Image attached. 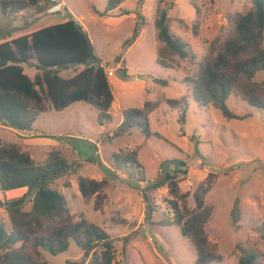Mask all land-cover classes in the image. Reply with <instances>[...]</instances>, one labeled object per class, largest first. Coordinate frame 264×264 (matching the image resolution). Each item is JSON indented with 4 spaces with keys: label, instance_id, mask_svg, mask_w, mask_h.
Instances as JSON below:
<instances>
[{
    "label": "rangeland",
    "instance_id": "obj_1",
    "mask_svg": "<svg viewBox=\"0 0 264 264\" xmlns=\"http://www.w3.org/2000/svg\"><path fill=\"white\" fill-rule=\"evenodd\" d=\"M59 12L49 14L47 2L38 0H0V42L28 34L43 26L67 19H79L87 25V33L108 77L114 100L109 117L91 104L79 101L68 109L32 113V130H19L0 124L2 143H16L30 154L35 164H44L48 152L58 151L68 163L65 175L51 186L67 200L74 220L82 218L104 228L113 239V264H194L196 251L173 223L171 201L191 211L195 207L193 194L198 186H213L205 202L213 207L205 230L216 242L224 259L219 264H238L240 251L256 253L264 262V111L241 101L231 94L227 99L230 110L243 119H227L219 109L202 106L184 83L186 77H196L199 63L208 55L209 46L219 38V44L229 30L228 15L248 9L249 0H124L120 9L103 12L107 0H60ZM161 10L167 14L169 31L187 43L195 58L182 59L171 51L165 58L170 67L155 62L159 49L165 48L157 37L154 25ZM129 11V14H125ZM136 20L142 24L137 40L123 50L122 43L131 36ZM264 44V41H263ZM84 64H72L60 75L72 76ZM24 72L31 78L35 67L23 63ZM140 75V77L138 76ZM165 79L166 85L155 82ZM254 80L264 81V70ZM185 98V122H179V108L174 109L167 99ZM155 104L148 115L153 134L145 138L138 127L114 137L113 129L121 123L124 112L140 108L144 101ZM135 151L141 166L131 160H116L113 153ZM93 161H90L92 160ZM178 161V172L168 170L167 177L177 181L172 193L169 181L155 190L145 189L155 206L149 219L140 190L147 181H159L165 160ZM184 164V165H182ZM90 178L110 179L107 198L102 210L93 208L94 199L85 204L77 188L73 170ZM181 170H186L182 173ZM209 173L214 175L208 176ZM162 180V181H163ZM20 190V189H19ZM17 191V190H16ZM0 192V221L7 225L5 199L21 193ZM27 198L25 210L31 207ZM49 264H87L83 252L70 240L66 251L52 255L41 249Z\"/></svg>",
    "mask_w": 264,
    "mask_h": 264
},
{
    "label": "trees",
    "instance_id": "obj_2",
    "mask_svg": "<svg viewBox=\"0 0 264 264\" xmlns=\"http://www.w3.org/2000/svg\"><path fill=\"white\" fill-rule=\"evenodd\" d=\"M124 0H107L103 12L95 9L98 15H105L117 8ZM38 0H27L28 5H35ZM246 10L228 15L229 30L219 43V38L209 46V54L199 63L196 77H186L184 83L190 88L193 99L202 106L212 105L220 110L227 119H243L247 114L239 115L227 106L231 94L241 101L264 111V81L257 82L254 77L264 70V0H249ZM129 14V11H125ZM167 14L161 10L155 19L157 37L165 48L159 49L155 62L163 67H170L165 58L166 51L180 58L193 59L195 54L187 43L172 35L167 24ZM142 24L136 20L132 34L121 45L125 50L140 36ZM23 63L35 67L33 78L23 68ZM72 64H84L70 77L60 75V71ZM106 69L101 59L96 56L94 45L82 25L72 18L60 23L41 27L31 33L23 34L0 42V124L19 130H32L35 115L46 111L48 107L62 111L73 103L84 101L109 117L108 111L113 102L111 86ZM155 82L166 85L165 79L155 78ZM174 109H179V122H185L187 101L167 99ZM155 104L144 101L140 108L128 109L123 119L112 131L117 137L138 127L145 138L158 136L149 128L148 115ZM159 137V136H158ZM116 160L127 159L141 166L136 152L113 153ZM90 161H93L90 160ZM184 165V164H182ZM68 163L61 154L53 150L48 152L44 164H35L29 153L22 151L16 143H2L0 139V192L21 189L22 194L4 200L7 213V225L0 221V264H49L41 249L52 255L67 250L73 240L83 252L87 264H113V239L108 232L84 218L75 221L69 210L65 196L51 183L65 175ZM76 174L77 188L83 202L92 199L93 208L102 210L107 198L106 189L110 179L96 180ZM185 173L186 170H181ZM214 175L209 173L208 176ZM167 177L163 181H147L140 190L149 219L155 206L145 189L155 190L166 184L172 193L177 191V181ZM213 186H198L194 192L195 207L191 211L179 207L171 201L174 210L173 223L179 227L182 236L188 239L196 251L194 264H219L224 255L220 253L216 242H212L205 230L210 221L213 207L206 204L205 196ZM31 202L25 210L27 198ZM261 237L264 239V222ZM240 251L238 264L260 263L256 253Z\"/></svg>",
    "mask_w": 264,
    "mask_h": 264
},
{
    "label": "water",
    "instance_id": "obj_3",
    "mask_svg": "<svg viewBox=\"0 0 264 264\" xmlns=\"http://www.w3.org/2000/svg\"><path fill=\"white\" fill-rule=\"evenodd\" d=\"M138 76L140 77V75ZM169 169H173L175 173L178 172V161L175 159L163 161L161 165V174L159 176V182L167 176Z\"/></svg>",
    "mask_w": 264,
    "mask_h": 264
},
{
    "label": "built area",
    "instance_id": "obj_4",
    "mask_svg": "<svg viewBox=\"0 0 264 264\" xmlns=\"http://www.w3.org/2000/svg\"><path fill=\"white\" fill-rule=\"evenodd\" d=\"M47 2V12L49 14L59 12L63 3L60 0H45ZM107 76H111L113 71L111 69L106 70Z\"/></svg>",
    "mask_w": 264,
    "mask_h": 264
},
{
    "label": "crops",
    "instance_id": "obj_5",
    "mask_svg": "<svg viewBox=\"0 0 264 264\" xmlns=\"http://www.w3.org/2000/svg\"><path fill=\"white\" fill-rule=\"evenodd\" d=\"M120 5H121V4H120ZM120 8H121V6H118V7L115 8V9H120ZM115 9H114V10H115ZM112 11H113V10H112ZM76 20L78 21L79 19L77 18ZM78 22H79V21H78ZM80 24L82 25L83 29H84L86 32H88V31H87V25H86L85 23L82 24L81 22H80ZM46 26H47V25H46ZM43 27H44V26H43ZM30 33H31V32H30ZM87 34H88V33H87ZM102 65H103V63H102ZM64 70H65V69H64ZM111 76H113V74H112ZM111 76H108V77H111ZM113 98H114V97H113ZM113 100H114V99H113ZM73 104H75V103H73ZM73 104H72V105H73ZM72 105H70L69 107H71ZM111 105H112V104H111ZM69 107H68V108H69ZM68 108H66V109H68ZM12 191H14V192H18V193H21V194H22V192H23V190H21V189H20V190L17 189V191H16V190H12ZM14 192H11V193H14ZM8 193H9V191H8ZM21 194H20V195H21Z\"/></svg>",
    "mask_w": 264,
    "mask_h": 264
}]
</instances>
